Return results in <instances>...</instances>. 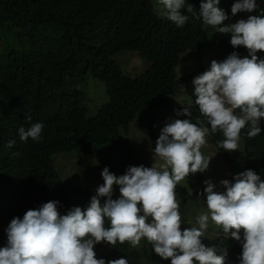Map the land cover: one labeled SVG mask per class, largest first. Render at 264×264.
Segmentation results:
<instances>
[{
  "label": "trees",
  "instance_id": "obj_1",
  "mask_svg": "<svg viewBox=\"0 0 264 264\" xmlns=\"http://www.w3.org/2000/svg\"><path fill=\"white\" fill-rule=\"evenodd\" d=\"M154 2L0 0V219L6 224L0 248L7 244L6 229L13 218L23 219L28 210H38L51 198L81 197L90 202L94 194L89 187L62 181L61 158L76 157L92 163L87 171L108 168L117 177L129 167H146L120 130L127 133L130 122L140 116L152 131L153 114L176 92L170 89L179 79L183 57L193 53L200 68L202 51L215 36L214 28L199 18L201 0H186L195 15L185 11L189 19L182 27L160 13ZM229 38L220 43L223 59L233 52L243 56L246 48H233ZM125 52L137 53L148 66L137 78L123 76L114 61ZM89 79L103 83L108 97L94 117L87 106ZM37 122L44 125L42 138L22 142L19 128ZM260 127L261 133L252 138L247 126L241 132L248 164L264 170V128ZM9 141H15L12 148L7 147ZM175 192L184 199V208L192 201L201 207L202 200L183 188ZM73 207L84 209L66 205L59 213L63 216ZM184 216L194 220L188 212ZM102 244L108 248L103 258L107 262L126 258L128 264H171L170 259L164 263L148 252L145 243L140 249L128 242L95 246ZM205 245L226 248L225 264H239L240 242L219 235Z\"/></svg>",
  "mask_w": 264,
  "mask_h": 264
},
{
  "label": "clouds",
  "instance_id": "obj_2",
  "mask_svg": "<svg viewBox=\"0 0 264 264\" xmlns=\"http://www.w3.org/2000/svg\"><path fill=\"white\" fill-rule=\"evenodd\" d=\"M158 2L166 18L177 27L188 21L185 11L195 15L193 6H186V0ZM254 11L255 15H245ZM199 18L215 33L231 34L224 39L230 37L233 48L243 46L246 51L241 57L236 52L228 56L230 47L226 45L228 57L224 60L221 39L220 62H209L207 71L204 51L211 45V38L210 45L202 51L200 68L198 57L190 52L185 54L194 56L197 71L181 77L179 68V79L170 89L176 91L171 99L186 92L179 99L193 104L179 107L177 120L162 128L153 157L163 163L129 167L119 177L104 168V183L85 209L73 207L62 216L59 210L77 203L68 197L51 198L38 210H28L23 219L13 218L6 229L7 244L0 248V264H106L104 259L96 258V244L103 242L115 247L117 242H128L137 247L142 239L147 240L156 255L170 259L171 264H225L226 248L205 245L212 243L204 239L209 220L222 229L221 236L241 243L239 264H264V170L254 163L248 164L241 132L247 126V135L252 138L261 133L260 126L264 128V53L257 56L264 52V0H201ZM182 78L189 81L182 83ZM43 128L40 122L27 129L21 127L19 139L39 142ZM205 143L218 152L219 160L231 170L230 176L202 177L210 167V159L203 153ZM14 144L15 141H9L7 147ZM196 173L201 174L189 176ZM184 179L194 180L200 188L191 192L193 189L178 184ZM62 181L75 182L63 178ZM114 185L119 186L118 199L112 198ZM176 188L202 200L201 207L192 201L184 208V199L179 193L176 195ZM187 212H198L192 216L198 227L189 228V220L184 216ZM107 264L128 261L121 258Z\"/></svg>",
  "mask_w": 264,
  "mask_h": 264
},
{
  "label": "rangeland",
  "instance_id": "obj_3",
  "mask_svg": "<svg viewBox=\"0 0 264 264\" xmlns=\"http://www.w3.org/2000/svg\"><path fill=\"white\" fill-rule=\"evenodd\" d=\"M155 3L158 5V11L160 13L163 12L162 5L159 4L158 0H154ZM234 3L236 0H233ZM255 15V11L252 13L245 12V15ZM237 20V18H235ZM239 21V20H238ZM238 21H234V23H237ZM233 21H230L232 24ZM233 23V24H234ZM229 22L226 21L225 25H228ZM214 39L211 43V45L204 51V65L207 70L210 69V63L215 60L217 62H220V53H219V41L221 39H224L227 36H230L231 34H221V33H215ZM264 52H258L257 56L259 57ZM248 56V55H247ZM250 58V57H249ZM207 60L208 62H206ZM115 63L120 68L123 76L130 77V78H136L140 74H142L146 67L145 62H143L137 55V53H122L114 58ZM210 62V63H209ZM197 71L196 67V60H194L193 55H187L182 59L181 68H180V76L186 77L192 74H195ZM87 83V93H88V99H87V106L89 109V116H94L97 114V111L100 107L105 105L108 102V98L105 94V85L101 82H95L92 79H89ZM190 85H193L191 82ZM186 95V92L184 94ZM182 95H179L176 98H173L170 100V103L167 107L164 109L155 112L153 114L154 116V128L153 131L147 127V124L144 122L142 117H136L134 120L130 122V127L127 133H124L123 130H120V134L123 138H127L130 142L131 148L137 153L139 159L141 162L145 163L146 167H152L153 163L156 162L158 164H162L163 161L159 160L158 158L153 157V152L155 149V144L157 139L159 138L160 132L162 128L172 120H177L176 111L179 107H182L184 105L193 104V101L190 102H183L179 97ZM203 148V153L206 158L210 159V167L202 173V177L206 179L205 175L210 176H218V175H228L230 176L231 170L225 164L224 162H221L219 160V154L218 152L213 149L207 147V144L205 143ZM87 166H93L90 162L85 161H79L76 157H73L71 159H65L61 158L59 160L58 167L62 171V178L65 181H75L78 183H81L85 187H89L88 190H90L94 195H96V190L99 186L103 185L104 181L102 178V171L99 170H90L87 171ZM221 167V168H220ZM201 173L196 174H190L189 176H199ZM74 175H76L74 177ZM68 180H67V179ZM179 185L185 186L187 189H193L192 191H195L200 188V185L195 182L194 180L184 179L181 182L178 183ZM120 196L119 192V186L114 185L113 186V199H118ZM177 199V197H176ZM74 200V201H73ZM73 202L80 205L82 208H86V206L90 203L87 199L81 198V197H74L72 199ZM101 201L104 202V198H101ZM198 212H190L188 217L195 216ZM188 226L190 227H198V224L194 220H189ZM6 227V224L3 219H0V233L4 231ZM183 224L181 225V229L183 228ZM220 229L216 227L211 220H209V226L208 229L205 232L204 239L206 242H210L212 240H215L218 238L220 233ZM224 234V233H223ZM229 239H232L230 236L227 237ZM241 238H243V232H241ZM233 241H236L232 239ZM145 243L146 250L148 252H153L151 245L147 242L146 239H142L139 246L133 247L135 249H140L143 244ZM94 252L96 253L97 259H103L105 256V253L108 251V248L106 246H97L94 247ZM163 260V259H162ZM106 264H107V260ZM164 263H167L168 260H163Z\"/></svg>",
  "mask_w": 264,
  "mask_h": 264
},
{
  "label": "bare ground",
  "instance_id": "obj_4",
  "mask_svg": "<svg viewBox=\"0 0 264 264\" xmlns=\"http://www.w3.org/2000/svg\"><path fill=\"white\" fill-rule=\"evenodd\" d=\"M72 196H74V195H72ZM74 198V197H73ZM74 201V200H73Z\"/></svg>",
  "mask_w": 264,
  "mask_h": 264
}]
</instances>
